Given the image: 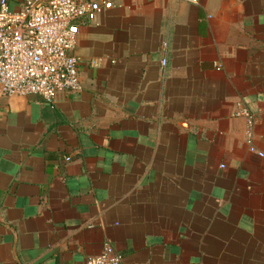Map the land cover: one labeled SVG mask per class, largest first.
Wrapping results in <instances>:
<instances>
[{"label": "crops", "instance_id": "0c3cea01", "mask_svg": "<svg viewBox=\"0 0 264 264\" xmlns=\"http://www.w3.org/2000/svg\"><path fill=\"white\" fill-rule=\"evenodd\" d=\"M78 23L81 89L0 86V264H264V0Z\"/></svg>", "mask_w": 264, "mask_h": 264}, {"label": "built area", "instance_id": "2783aa9c", "mask_svg": "<svg viewBox=\"0 0 264 264\" xmlns=\"http://www.w3.org/2000/svg\"><path fill=\"white\" fill-rule=\"evenodd\" d=\"M119 1L24 0L20 6L12 7L9 0H0V86L3 93L38 94L53 100L59 90L81 89V57L75 51L78 19H94ZM162 63L166 65V57ZM237 113L246 115L247 141L253 144L255 114L245 108ZM65 158L69 160L71 155ZM122 260L123 253L107 243L101 252L90 255L85 264H122Z\"/></svg>", "mask_w": 264, "mask_h": 264}]
</instances>
